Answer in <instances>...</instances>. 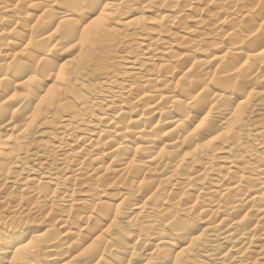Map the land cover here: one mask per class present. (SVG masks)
I'll return each instance as SVG.
<instances>
[{
  "label": "bare ground",
  "instance_id": "1",
  "mask_svg": "<svg viewBox=\"0 0 264 264\" xmlns=\"http://www.w3.org/2000/svg\"><path fill=\"white\" fill-rule=\"evenodd\" d=\"M0 264H264V0H0Z\"/></svg>",
  "mask_w": 264,
  "mask_h": 264
}]
</instances>
